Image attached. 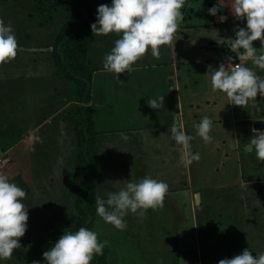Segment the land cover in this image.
<instances>
[{"label": "crops", "instance_id": "1", "mask_svg": "<svg viewBox=\"0 0 264 264\" xmlns=\"http://www.w3.org/2000/svg\"><path fill=\"white\" fill-rule=\"evenodd\" d=\"M196 1L203 5V17L200 22L194 20ZM231 2L232 0H186L185 7L181 9L184 18L179 22L172 42L160 46L158 56H153L149 49L132 65L130 72L118 74L119 79L117 74L108 72L103 67L104 56L114 47V41L120 38L119 34H96L94 39H91V30L87 50V67L92 71L91 86L96 83L97 75L107 74L108 77L101 83L100 90L91 87L88 103L93 112L96 144L100 154L95 197L106 200L110 192H117L124 187V181L137 182L145 176L162 180L169 185L163 206L148 209L144 217L129 212L125 217V230L116 229L97 215L95 203L91 230L98 233V238L108 242L106 261L109 264H139L141 261L145 264L154 261L155 264L219 262L217 250L220 248L203 253L201 247L195 195H201L204 176H200L202 171L199 161L197 164L193 162L194 166L197 165L195 169L200 177L195 181L191 177V165L185 166L181 162L180 146L176 144L171 133L177 117L183 123L184 131L194 137L191 141L192 150L200 154V159H223L221 162H227L231 170L236 169L243 184L260 185L262 181L244 179L239 173L237 156L240 148L246 146L250 137L255 135L253 121L261 119L264 122V97L258 94L257 99L247 106H237L231 104L225 93L214 92L211 88L212 70L218 69L216 63H224L225 56L230 54L219 48L207 49L205 46L218 43L222 38L225 39L223 43L229 44L227 39L231 37L229 33H224L223 23L227 21V5ZM91 3L94 8H98L96 3L110 5L108 0H93ZM211 4L221 7L215 16L208 13V9L214 6ZM96 16L95 11L93 20ZM234 24L235 28L237 23ZM244 26L245 23L240 25ZM200 28H213L217 31L216 36L206 38V34L199 41L192 42L184 34ZM175 38L192 44L197 56L203 61V67H199L195 72L200 70V75L205 78L207 88L204 90L191 88L188 64H184L180 69V60L183 63L188 60L177 57ZM260 54L264 53L258 49L257 55ZM246 66L253 68L257 75L264 78V69L256 67L251 60L247 61ZM184 67L187 68L184 70ZM161 96L164 97V102H159L158 109L148 105L149 99ZM204 116L213 121L210 132L213 139L210 143H205L196 134L194 127ZM121 133H126L129 139L122 140ZM143 222L155 223L154 227L147 224L145 235L144 229L141 231V236L147 240L145 244L155 235L162 239V242H158L159 248H153L154 244L153 247L146 246V253L137 249L139 241L136 234ZM157 226L161 227L160 230ZM165 240L171 245L167 246ZM134 244L136 248L133 247ZM143 256H146L145 260Z\"/></svg>", "mask_w": 264, "mask_h": 264}, {"label": "rangeland", "instance_id": "2", "mask_svg": "<svg viewBox=\"0 0 264 264\" xmlns=\"http://www.w3.org/2000/svg\"><path fill=\"white\" fill-rule=\"evenodd\" d=\"M108 1L111 5V0ZM230 5H227L228 18L223 29L234 38L233 26L239 22L232 17ZM194 7V20L200 22L203 5L196 1ZM64 14L60 8L42 11L32 0H0V19L13 26L18 40L15 59L0 64V172L26 191L23 203L29 215L27 231L19 238L20 247L10 259L0 260V264H34L36 261L46 264L43 253L55 243L53 231L73 227L76 221L75 190L70 185L77 152L76 88L73 81L54 72L51 57V45L65 19ZM216 33L213 28H200L184 34L190 41L197 42L206 34V38H213ZM92 34L91 39H94L96 34ZM253 46L264 53L259 40L254 41ZM174 47L177 57L188 60L185 63L180 60L179 65L181 69L188 64L191 88L199 91L207 88L200 70L195 72L203 67V61L194 46L175 38ZM219 65L216 63L217 67ZM107 78V74L97 75L91 87L100 90ZM245 147L247 145L240 148L237 156L239 173L246 180H262L260 185L241 183L236 169L231 170L227 162H221L223 159L199 160L202 171L199 174L204 177L195 208L196 214L199 213L197 221L203 253L222 248L230 256L235 248L234 255L247 248L253 257L264 254V162L256 158L254 150L248 152ZM196 166L191 164L194 181L199 177ZM147 224L155 226V223L143 222L136 234L137 249L145 253L146 246L154 244L153 248H159L158 242H162L155 235L145 244L147 240L141 236V231L144 229L145 235ZM165 243L171 245L167 240ZM133 247L136 248V244ZM108 250L107 246V253ZM146 264H155V261Z\"/></svg>", "mask_w": 264, "mask_h": 264}, {"label": "clouds", "instance_id": "3", "mask_svg": "<svg viewBox=\"0 0 264 264\" xmlns=\"http://www.w3.org/2000/svg\"><path fill=\"white\" fill-rule=\"evenodd\" d=\"M186 0H111V5L102 4L97 8L96 22L91 30L97 35L119 34L114 47L105 54L103 67L106 71L117 74L130 72L132 65L143 57L149 49L153 56L159 55L160 46L172 42L179 22L184 15L181 11ZM221 7L214 5L208 13L215 16ZM231 12L236 20H246V26L234 28V38L227 39L229 47L236 52L239 63H221L218 69L211 72V88L221 91L237 106H247L264 97V78L256 74L253 68L244 63H252L264 69V54L257 55L253 42L259 40L264 48V0H232ZM221 39L217 41L223 45ZM243 51H239V50ZM18 51V40L11 24L0 19V64L15 59ZM232 57H229V61ZM231 66V70L229 67ZM164 97L151 98L147 101L153 109H158ZM213 121L204 116L194 127L197 135L205 143L212 141L210 132ZM255 135L245 147V151H255L256 158L264 162V131L253 129ZM172 138L179 145L181 162L190 166L200 160V154L194 153L191 141L193 136L184 131V125L176 118L171 128ZM127 141L126 133L120 134ZM7 163V161H5ZM117 192H110L107 199L95 198L96 213L106 223L118 230H125V217L131 212L144 217L148 209L163 206L169 185L150 176L137 182L126 180ZM27 193L16 183L10 182L9 176L0 172V260L10 259L14 250L20 247V237L27 231L29 219L28 208L23 199ZM107 241L98 240V233L87 227L77 231H65L52 247L43 253L46 264H91L95 256L103 254ZM34 264H41L40 261ZM218 264H264V254L253 257L249 249H244L232 258L225 257Z\"/></svg>", "mask_w": 264, "mask_h": 264}, {"label": "trees", "instance_id": "4", "mask_svg": "<svg viewBox=\"0 0 264 264\" xmlns=\"http://www.w3.org/2000/svg\"><path fill=\"white\" fill-rule=\"evenodd\" d=\"M36 8L48 10L60 8L65 12L64 21L56 31L51 45V57L55 72L75 83L76 88V121L74 123L77 152L70 185L74 188V205L76 221L73 227L53 231L54 242L65 231H77L80 227L91 230L95 216V183L99 172V152L96 144L93 112L88 104L91 98L92 71L87 67V50L91 34V24L95 8L89 0H32ZM243 25L246 20H238ZM207 49H221L226 54H234L229 44L213 43ZM242 50V49H241ZM239 50V51H241ZM98 240L103 241L98 238ZM226 250V249H224ZM227 254L220 248L219 260L232 258L236 253ZM224 253V254H223ZM107 246L103 254L95 256L91 264H109L106 261ZM233 254V255H232ZM237 255V254H236Z\"/></svg>", "mask_w": 264, "mask_h": 264}, {"label": "water", "instance_id": "5", "mask_svg": "<svg viewBox=\"0 0 264 264\" xmlns=\"http://www.w3.org/2000/svg\"><path fill=\"white\" fill-rule=\"evenodd\" d=\"M253 129L255 130H262L264 129V122L261 119H257L253 121ZM195 201L198 203L199 202V197L198 194L195 195Z\"/></svg>", "mask_w": 264, "mask_h": 264}, {"label": "built area", "instance_id": "6", "mask_svg": "<svg viewBox=\"0 0 264 264\" xmlns=\"http://www.w3.org/2000/svg\"><path fill=\"white\" fill-rule=\"evenodd\" d=\"M241 51H243V50H241ZM229 57H232L231 61H229ZM247 61H249V60H247ZM247 61H245L244 63L246 64ZM224 63H225V66H227L229 63H233V65H234V63H239V60L236 57V53L230 54V55H226L225 58H224ZM229 69L231 70V66L229 67Z\"/></svg>", "mask_w": 264, "mask_h": 264}]
</instances>
